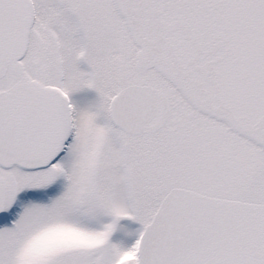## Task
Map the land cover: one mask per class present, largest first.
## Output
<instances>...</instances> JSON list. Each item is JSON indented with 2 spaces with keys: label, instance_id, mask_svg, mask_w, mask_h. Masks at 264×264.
I'll use <instances>...</instances> for the list:
<instances>
[{
  "label": "snow or ice",
  "instance_id": "obj_1",
  "mask_svg": "<svg viewBox=\"0 0 264 264\" xmlns=\"http://www.w3.org/2000/svg\"><path fill=\"white\" fill-rule=\"evenodd\" d=\"M0 264H264V0H0Z\"/></svg>",
  "mask_w": 264,
  "mask_h": 264
}]
</instances>
